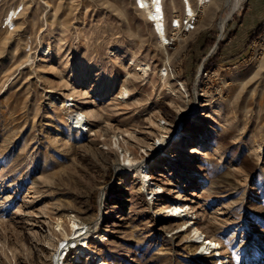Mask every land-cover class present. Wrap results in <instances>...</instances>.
Returning <instances> with one entry per match:
<instances>
[{"label": "rangeland", "instance_id": "obj_1", "mask_svg": "<svg viewBox=\"0 0 264 264\" xmlns=\"http://www.w3.org/2000/svg\"><path fill=\"white\" fill-rule=\"evenodd\" d=\"M230 1L213 0L167 48L131 0H0V264H51L50 221L70 213L92 242L113 232L97 247L108 264H220L177 231L184 220L157 218L175 201L224 264H264V0L221 25ZM179 7L166 0L167 15ZM254 8L263 17L245 31Z\"/></svg>", "mask_w": 264, "mask_h": 264}, {"label": "bare ground", "instance_id": "obj_2", "mask_svg": "<svg viewBox=\"0 0 264 264\" xmlns=\"http://www.w3.org/2000/svg\"><path fill=\"white\" fill-rule=\"evenodd\" d=\"M133 1L135 2V5H137L136 1H138V3L140 4L141 7H144V6H146V5L150 4V3H153L154 7L156 9L157 15L161 14L160 6H159L160 5L159 4L160 0H133ZM194 1H195V3L197 2V0H194ZM242 1L243 0H231L230 1V4H231L230 11L226 15V17L222 20V23H220L221 25H223V23L230 18L231 14L237 9V7L240 5V3ZM186 2L188 4V10L190 11L188 0H186ZM171 4H172V6H171L172 8L175 7V3L173 1H171ZM179 4H180V7L181 8L183 7V10H184L183 0H179ZM17 7L18 6H16L14 9L8 10L6 12V14H5V19L4 20L9 21L8 23L11 26V30H14L15 27H16L15 23H13V18H14L13 16L16 15ZM180 7L178 9H180ZM21 9H23L22 6H21ZM146 12H148V11H146ZM171 13H170V15H167V18H169L170 20L169 19L168 20L171 22V24H173V26L176 27L178 25L177 18L173 17L171 15ZM201 13H203V10H201ZM173 26H171V28H173ZM221 28H222V26H221ZM151 32H153V34H154V31H151ZM161 41H162L163 44H169L168 43L169 40L166 39V37H162ZM39 52H40V54H41V56L43 58L47 57L51 53V47L49 45L45 44V45H43V46H41L39 48ZM129 61H130V64H134L135 63L134 59H132V58L129 59ZM143 66H145V65H143ZM143 66L141 64H138V67H140L139 69L141 70V72L143 74H145V69H143ZM165 75L167 76L166 69H163L162 73L159 74L158 77L161 80L164 81V76ZM62 105H63V107H67V108L73 107V105L70 104L69 100H65L62 103ZM67 118L71 122V125H74L73 129L87 131V125L85 124L84 114L81 111L73 110L72 113L67 116ZM176 122L178 124L179 118L176 119ZM175 132H177V130H174L173 134ZM179 136H181L180 130L176 133V138L179 137ZM172 137H173V135H172ZM125 159H126L127 163H131L132 160H133L132 158H130V155L126 156L125 154H123V161H125ZM143 164L144 163L141 162L139 164V166H137L134 170H135L138 178L141 181V188H145V187L148 188V186H149L148 171H147V167H142ZM114 167H115V170H117V171H121V170L126 169L125 167H122L119 163H116L114 165ZM153 187H154V189H152V187L150 188V193L149 194H154L155 195L156 192L161 190V189L156 188L155 185H153ZM100 200H101V198H100ZM188 215H190V209L188 207H185V205L180 204L178 201H175L174 203H172V204H170L168 206H165L163 211L157 216V218L158 219L184 220L183 224H180L177 227V231L180 232V231H183V230H189V233H190L189 237H190L191 241L193 243L199 244L201 246V249L199 250L200 253H202V252L213 253L212 257L213 258L214 257L215 258H219L220 264L226 263L227 260H228V256H226V254L224 253V250H222L224 248H218V243L216 242L215 238L213 239L212 237L206 236V234L199 229V227L197 226V223L194 222L193 219H192V214L189 217V219H186V217ZM51 222H52V228L54 230V233H56V235L58 237V239H56V236H55V239L54 238H50V244H51L50 245L51 246V248H50V250H51L50 261H51V264H64L63 262H60L61 258H62V255H63V252L58 251V243L61 242V241H63L64 243H67V244H72V245L76 241L79 242V247L77 249L76 254L72 257V259L67 264H82L81 256H85L86 253H87V255H89L87 257V259H90V258L94 257V253L93 252H87L88 251L87 245L82 247L81 239H85L86 237L84 235L81 236V237H78V236H80L82 234V231L86 227L84 226V224L81 221H79L78 218H75V217H73L71 215L63 214L62 216H59V217H56L55 219H53V221H50V223ZM158 230L159 231H165L163 229H158ZM112 233L113 232H110L108 230L107 232H105V235H112ZM50 234L53 235L52 233H50ZM105 235L104 234L103 235H99L96 238L98 240H102L103 241V240H105L103 238V236H105ZM76 237H78V238H76ZM99 237L101 239H99ZM47 241H49V240H46V242H45L46 244H47ZM197 249L198 248H195L194 252H192V253L196 254L197 253L196 252ZM97 261L100 262L99 260H97Z\"/></svg>", "mask_w": 264, "mask_h": 264}, {"label": "built area", "instance_id": "obj_3", "mask_svg": "<svg viewBox=\"0 0 264 264\" xmlns=\"http://www.w3.org/2000/svg\"><path fill=\"white\" fill-rule=\"evenodd\" d=\"M213 2V0H197L195 3L194 0H188L190 11L188 10V4L186 0H183L184 3V10L182 7L181 13L179 16H177L178 25L176 27L171 24L170 21H167V12H166V0H160L159 6L161 10V14L157 15L156 9L154 7L153 3H150L144 7H141L138 1H136L137 5H135V2L131 0L133 9L143 15V17L146 20L147 25L149 26L151 31H154V38L157 40V42L162 45L163 47H171L174 43L175 36H187L191 34L196 26V23L199 18V14L201 13V10L203 8L207 7ZM22 9L21 6H18L16 9V15L13 16V23H15V19L19 17ZM148 11V12H146ZM10 13V12H9ZM9 21L4 20L3 26L7 29H11ZM173 26V28H171ZM162 37H166V39L169 40V44H163L161 39ZM71 216H76L72 213H70ZM80 221V220H79ZM84 224V223H83ZM86 227L82 234L78 237L85 236L86 237V245L88 248L87 252H93L94 257L87 259L89 255L87 253L85 256H81V262L82 264L88 263V264H108V262L105 260V258L100 254L99 250L97 249L98 246L102 245V240H98L96 236H93V242L90 240V230L87 224H84ZM76 237V238H78ZM79 247V242L76 241L73 245L64 243L63 241L58 243V251L63 252L62 258L60 262H63L64 264L69 263V261L72 259V257L76 254L77 249ZM99 260L100 262H98Z\"/></svg>", "mask_w": 264, "mask_h": 264}, {"label": "crops", "instance_id": "obj_4", "mask_svg": "<svg viewBox=\"0 0 264 264\" xmlns=\"http://www.w3.org/2000/svg\"><path fill=\"white\" fill-rule=\"evenodd\" d=\"M261 14H262L261 12L257 11L254 8L253 12L249 15L250 17L245 20V27H246L245 31L246 30L248 31L249 28L251 27L253 28L259 24L261 18L263 17Z\"/></svg>", "mask_w": 264, "mask_h": 264}]
</instances>
